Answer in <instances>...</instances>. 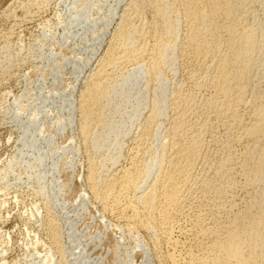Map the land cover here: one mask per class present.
<instances>
[{
	"label": "bare ground",
	"instance_id": "bare-ground-1",
	"mask_svg": "<svg viewBox=\"0 0 264 264\" xmlns=\"http://www.w3.org/2000/svg\"><path fill=\"white\" fill-rule=\"evenodd\" d=\"M114 29L76 109L83 197L142 264H264V0H128Z\"/></svg>",
	"mask_w": 264,
	"mask_h": 264
},
{
	"label": "rangeland",
	"instance_id": "rangeland-1",
	"mask_svg": "<svg viewBox=\"0 0 264 264\" xmlns=\"http://www.w3.org/2000/svg\"><path fill=\"white\" fill-rule=\"evenodd\" d=\"M127 1L0 0V264H114L115 251L143 262L135 242L83 197L76 112ZM48 217L60 227L62 256Z\"/></svg>",
	"mask_w": 264,
	"mask_h": 264
}]
</instances>
